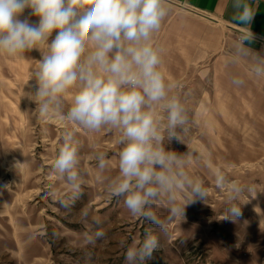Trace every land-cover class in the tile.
<instances>
[{
    "label": "clouds",
    "instance_id": "obj_1",
    "mask_svg": "<svg viewBox=\"0 0 264 264\" xmlns=\"http://www.w3.org/2000/svg\"><path fill=\"white\" fill-rule=\"evenodd\" d=\"M232 6L238 31L227 63L248 60L250 74L264 77V56L249 47L257 6L253 0H233ZM25 9L38 23L20 19ZM169 12L168 0H0V56L22 61L33 49L41 53L29 79L35 80L36 91L26 95L41 120L65 125L52 164L69 193L59 201L62 206L81 192L75 129L118 134V174L103 176L110 166L105 152L97 150L94 158L107 193L122 199L132 217L167 233L169 223L184 219L188 205L208 200L205 181L193 172L208 158L187 144L186 153L166 148L172 140L185 144L190 123L187 93L168 76L164 48L155 40ZM231 83L239 87L245 81L234 75ZM208 166L216 188L227 194L222 218L237 220L242 205L259 190ZM157 205L166 207L165 218L158 215ZM104 236L98 230L89 242ZM158 247L157 236L146 230L142 241L127 246L125 259L145 264Z\"/></svg>",
    "mask_w": 264,
    "mask_h": 264
},
{
    "label": "rangeland",
    "instance_id": "obj_2",
    "mask_svg": "<svg viewBox=\"0 0 264 264\" xmlns=\"http://www.w3.org/2000/svg\"><path fill=\"white\" fill-rule=\"evenodd\" d=\"M25 17L38 23L30 9L20 19ZM41 58L36 49L22 61L0 56V264H128L127 246L142 241L146 230L157 236L159 247L145 264H264V94L223 85L220 94H212L210 78L177 79L181 93H187L190 123L185 144L172 140L166 148L186 153L188 145L208 158L193 172L209 194L206 202L188 205L184 219L169 223L164 233L132 217L98 179L97 150L110 161L103 176L118 174L120 146L112 130L88 134L75 129L81 192L68 207L61 205L69 193L52 164L65 125L41 120L26 95L36 91L35 80L29 79ZM209 163L259 190L235 221L222 218L227 194L216 188ZM155 210L162 219L168 214L163 205ZM98 230L105 236L89 242Z\"/></svg>",
    "mask_w": 264,
    "mask_h": 264
},
{
    "label": "crops",
    "instance_id": "obj_3",
    "mask_svg": "<svg viewBox=\"0 0 264 264\" xmlns=\"http://www.w3.org/2000/svg\"><path fill=\"white\" fill-rule=\"evenodd\" d=\"M253 2L257 6L251 23L255 39L249 47L264 56V0ZM168 3L170 12L155 40L164 48V65L171 79L210 78L212 94H220L221 85L237 87L231 83L235 75L244 79L241 86L244 93L264 94V77L250 74L248 60L235 66L227 63L238 31V24L232 19L233 0H168Z\"/></svg>",
    "mask_w": 264,
    "mask_h": 264
}]
</instances>
